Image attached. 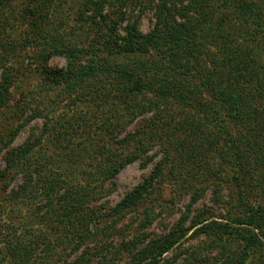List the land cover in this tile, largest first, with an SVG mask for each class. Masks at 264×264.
Segmentation results:
<instances>
[{
    "label": "trees",
    "instance_id": "16d2710c",
    "mask_svg": "<svg viewBox=\"0 0 264 264\" xmlns=\"http://www.w3.org/2000/svg\"><path fill=\"white\" fill-rule=\"evenodd\" d=\"M16 1L0 0V9ZM63 1L27 0L20 12L32 30L26 41L0 40V122L15 83L7 58L22 55L37 39L48 82L64 85L70 94L108 84L116 91L108 131H97V144H91L101 155L94 170L82 172L84 180L97 175L113 181L131 163H154L109 215L120 219L143 208V218L135 221L140 228L151 225L156 206H163L154 193L166 180H180L166 170L170 160L194 166L192 204L211 187L213 201L225 208L223 216L206 215L209 210L202 208L193 218L189 208L166 234L124 241L118 250L124 264H264V0H157L150 31L141 30L140 13L123 33V12L109 7L130 0H85L82 15L92 11V22L103 31L88 46L66 40L62 26L53 24ZM54 56L64 57L66 66L51 69ZM140 117V126L127 131ZM30 121L0 126L6 163L0 168V264H57L53 251L64 241L79 250L98 227L106 234L118 223L100 227L101 211L87 205L88 188L71 184L70 172L54 176L48 166L57 157L42 146L50 131L12 146ZM156 141L164 153L158 160L160 152L150 154ZM19 174L21 182L11 187ZM187 180L184 185L194 187ZM70 235L75 238L65 240ZM189 237L200 243L185 245ZM108 253L102 250L99 264H109ZM91 261L83 255L68 264Z\"/></svg>",
    "mask_w": 264,
    "mask_h": 264
},
{
    "label": "rangeland",
    "instance_id": "374dc122",
    "mask_svg": "<svg viewBox=\"0 0 264 264\" xmlns=\"http://www.w3.org/2000/svg\"><path fill=\"white\" fill-rule=\"evenodd\" d=\"M26 1L18 0L12 6L7 5L4 11L0 9V40H10L15 37L17 40L26 41L27 33L32 32L29 21H24L20 17V12H23L22 8L25 7ZM152 2L154 1L146 4V0H130L127 4L110 5L109 10L112 13L114 11L123 12L125 21L121 24L122 33L125 32L124 28L127 24L137 18L140 13V28L143 32H148L154 27L156 20L157 0L155 3ZM84 3L85 0H64L61 10H58V17L52 16L51 18L53 24L58 27V30L62 26L60 27V32L62 33L63 31V35L66 36L65 39L75 42L79 46H88L91 42H96L100 38L99 34L102 35L103 32L92 22L90 17L93 16L91 15L92 11H87L85 16L82 15V11L87 9ZM60 23H63V25H60ZM30 38L34 37L31 36ZM36 42L37 39H35L33 45L22 52V55H15L13 53L10 55V58H7L6 62L13 70L15 83L10 101L7 108H5L4 123L0 122V126L5 129L10 125H21L25 119H31L20 130L12 146L21 145L32 134L38 135L42 132L50 131L48 137H45L42 146H44L43 151L54 154L57 157V160L48 166L55 168L56 172L54 176L70 172L71 184L88 188L87 193L90 196L87 205H91L93 208L101 211L102 225L100 227L113 225L115 221H118L116 229H106L109 231L106 234L105 229L102 233L99 232L100 228L98 227L96 236L90 239L79 250H74L73 243H70L69 240L64 241L63 248L59 247L53 251L56 254L55 259L58 260L57 264H68L83 255L91 258L92 264H99L102 259L101 252L104 249L106 252L109 251L107 254L109 264H124L123 257L118 253L124 241L132 240L136 235L140 234H144L143 236L147 237V240L166 234L181 218L183 213L189 212V208L191 209L190 218H193L202 208L209 210L206 212V215L223 216L225 214L223 205L213 201V189L211 187H207L203 196L192 204L193 191L196 184H198V179L196 180L192 176V174L196 173V170L194 171V166H179L177 161L170 160L166 170L168 172L174 170L180 180L178 183H175L173 179L166 180V182L160 185L162 190H156L154 193L153 196L157 197L160 194L158 202H161L163 206H156V219L151 225L146 228H140L139 221H135L138 217L143 218V208L137 212H129L120 219L109 215L108 212L151 173L154 163L146 167H143L140 161L131 163L122 169L113 181L106 180L97 175L84 180L82 172L88 169L94 170L93 164L96 158L101 155L100 151L91 148V144L93 142L97 144V131H100L101 134H105L108 131L105 126L107 125L106 121H110L108 116L113 112L109 106L113 98L112 94H115L116 91L113 90L112 93V87L108 84V86L102 85V87L85 86L83 89L79 88V90L70 94L64 90V85H55L48 82L45 79L43 66L38 58L40 49L35 44ZM48 65L51 69L63 68L66 66V60L64 57L54 56ZM106 96H109V99ZM143 118L140 117V119L129 124L126 130H134L137 126L139 127L140 121ZM113 120L114 116L111 121L113 122ZM122 136H124V133ZM85 145L90 148V151L81 152ZM157 151L160 152V155L157 156L156 160L164 155L162 145L158 141L155 142V147L150 154ZM90 154H93V156L86 157ZM2 156L3 151L0 154L1 169L6 166ZM69 158H72V161H69ZM70 164H73V166L70 167ZM199 174L201 176V173ZM22 177L23 175L19 174L11 187L13 185L17 187ZM183 179L193 182L194 187L192 185L190 187L187 184L184 185L186 181H182ZM188 189H191L192 192H188ZM227 192L228 189H225L224 194H227ZM64 238L66 240L68 238H75V236L70 235V237ZM184 243L187 246L198 245L200 240L189 237ZM41 248L43 247L41 246ZM41 253H43L42 256L45 254L43 250Z\"/></svg>",
    "mask_w": 264,
    "mask_h": 264
}]
</instances>
